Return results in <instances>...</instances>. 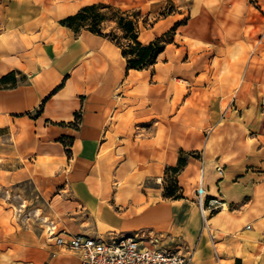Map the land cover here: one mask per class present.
<instances>
[{
    "label": "crops",
    "instance_id": "obj_1",
    "mask_svg": "<svg viewBox=\"0 0 264 264\" xmlns=\"http://www.w3.org/2000/svg\"><path fill=\"white\" fill-rule=\"evenodd\" d=\"M165 2L177 12L154 20L143 32L138 22L142 44L175 34L149 69L127 70L120 48L108 38L59 24L88 5L141 12L147 7L148 13ZM184 5L190 6L189 18L180 25ZM248 6L249 0H0V78L14 73L17 81L0 89V156H6L0 158V188L25 181L50 188L47 214L58 218L49 221L57 231L77 234L84 227L89 235H135L157 246L171 245L137 232L168 230L180 203L149 194L131 199L128 191L117 196L112 183L155 177L176 165L179 151L198 152L200 160H193L202 166L207 194L218 191L228 208L209 217L191 264H257L252 256L257 244L264 245V136L251 127L258 125L256 103L264 94V79L246 72L264 70V60L256 56L255 61L254 50L240 45L242 32L232 35L225 24L241 22ZM205 20L223 23V41L197 34L185 41L180 29ZM209 51L213 58L196 68L195 57ZM228 51L234 59L221 56ZM212 62L216 69L245 73L234 80H200ZM177 79L185 85L180 99ZM233 98L235 107H221ZM219 116L224 120L210 124ZM181 118L188 122L180 123ZM200 119L207 126L204 140L188 135L190 129L205 131ZM13 128L25 136L18 145ZM216 166L223 169L219 179ZM189 170L181 177L186 193ZM117 206L124 212H114ZM145 213L155 220L138 223ZM53 246L49 264L80 263L77 254ZM34 257L28 254L27 260ZM3 259L0 250V264ZM260 260L264 264V252Z\"/></svg>",
    "mask_w": 264,
    "mask_h": 264
},
{
    "label": "rangeland",
    "instance_id": "obj_2",
    "mask_svg": "<svg viewBox=\"0 0 264 264\" xmlns=\"http://www.w3.org/2000/svg\"><path fill=\"white\" fill-rule=\"evenodd\" d=\"M250 6L247 7L246 13L242 16L243 20L241 22H230L225 23L228 31H231L232 35L242 32V37L244 43L240 45L244 49H253L254 50V60L256 56H259L261 60H264V0L258 2V0H249ZM97 13L104 15L107 20L104 23H101L99 28L105 34H110L118 39L122 47H126L128 41L122 38L121 30L116 26L113 19L119 16L120 13H127L130 17L136 16L138 22H140V32H143V28H149L152 26L154 20L168 14L171 12H177V8L169 2L162 3L160 6L146 13L145 7L144 11L141 12L137 9H130L122 11L118 8L98 3ZM180 14L182 18L179 22L180 25L187 24L186 20L189 18V9L190 6H181ZM244 13V12H243ZM127 14L124 17H127ZM223 23H216L214 21H200L195 23L191 21L187 28L180 29L184 40L185 38L192 37L194 41V36L197 35H210L212 38H219L222 42L224 38V32L222 28ZM82 29H79L81 31ZM237 32V33H236ZM171 31L164 35L162 43L166 44L172 41ZM235 37V36H234ZM183 40V38H177V41ZM192 44L193 42L190 41ZM205 44V42H202ZM214 56L212 51L204 53V55H198L195 57L196 68L206 65V61L212 59ZM221 56L227 57L229 60L234 59L236 54L233 51H228ZM246 61L245 58L242 59V62ZM261 62V61H260ZM198 71V69H197ZM245 73V70L238 71L234 69H216V64L205 67L203 74L200 76V80H217L221 77H232L233 80L242 76ZM251 73H258L255 77L264 79V70H248L246 72V77H249ZM175 93L179 94V99L181 95L185 93V85L183 82L177 79L175 81ZM231 95V94H230ZM230 97V96H229ZM264 99V94H258L257 101V120L258 125L256 127H251L253 131L259 132L261 136H264V109L260 108V100ZM180 101V100H179ZM178 102H174V106ZM190 104V103H188ZM194 104V103H192ZM190 104V105H192ZM198 104V103H195ZM217 102L212 100L210 104L212 109H215ZM235 99L231 102L221 103V107L229 106L230 108L235 107ZM195 122L196 118L193 119ZM203 119H200V127L204 128V132H196L193 129H190L188 135L194 133L195 137H198L202 140L203 136L206 138L208 134H205L207 131V126L202 124ZM224 120L221 116L212 117L210 119V124H215ZM192 121V123L194 122ZM188 122V120L180 119V123ZM190 122V119H189ZM223 124H225L223 122ZM17 129L13 128L11 133L12 141L18 145L22 139H24L23 134L17 133ZM187 135V136H188ZM151 136V135H150ZM165 136V135H164ZM171 136H175L171 134ZM179 142L183 137L181 132L178 133ZM264 140V138H262ZM4 144L10 142V137L5 135L3 136ZM198 145V144H197ZM196 145V146H197ZM34 151H29L30 157L33 156ZM6 157V156H0ZM20 160L29 168L28 161L26 156L20 155ZM189 157L191 159H189ZM182 160V167H180L177 173H172L169 168L165 167L163 172L158 174L155 177H150L146 179H138L131 182H117L112 183L113 194L117 196L122 193V191H128L127 196L131 199L134 196L138 195H148L157 196L166 201H177L180 203L181 207L179 209V214L176 217L172 218V224L168 230L163 231H154L152 229H142L137 233L142 235V237H149L151 239H158V241L170 242L173 241L174 244H177L182 252L187 255L190 259V263L193 261L194 254L197 251V246L201 237V234L207 233L208 228L206 223L203 222L200 217L196 205L194 203V190L197 187V182L200 178L199 170L202 167L200 163L195 160H200V155L198 152H181L179 151V158ZM40 161V158H38ZM202 162V161H201ZM178 166V162L174 167ZM189 167V171L186 174V183L189 188V193H186L185 189L181 183L182 174L185 171V168ZM213 167V166H212ZM205 187V183H204ZM50 188L41 187L40 183L35 182H20L15 186L10 184L4 185L0 188V242H2V247L0 250L3 252V264H49V256L54 255V252H49L53 246L51 240L48 239L45 229L49 221L57 222L58 218L50 217L47 214V202L49 200ZM171 194L172 196H168ZM41 195L45 196V199ZM209 195H216L215 191ZM114 212L123 213L124 207L117 206L113 208ZM155 216L152 213H145L137 221L138 223H147L155 220ZM61 221V220H60ZM65 221V220H64ZM153 231V232H152ZM59 253V250L56 248V251ZM213 252V251H212ZM264 252V245L257 244L256 253L252 256L257 264L261 262V253ZM215 253V252H214ZM28 254H34V260L28 259ZM12 256V257H11Z\"/></svg>",
    "mask_w": 264,
    "mask_h": 264
},
{
    "label": "built area",
    "instance_id": "obj_3",
    "mask_svg": "<svg viewBox=\"0 0 264 264\" xmlns=\"http://www.w3.org/2000/svg\"><path fill=\"white\" fill-rule=\"evenodd\" d=\"M260 108L264 109V99L260 100ZM202 169V168H201ZM218 179L223 169L216 166ZM203 170V169H202ZM220 194L208 195L204 187L203 171L194 190V203L203 222L210 216L228 208ZM48 239L56 246L79 256V264H189L190 259L177 244L157 246L135 235H89L86 228L80 233L72 234L57 231L53 224L48 223L45 229Z\"/></svg>",
    "mask_w": 264,
    "mask_h": 264
},
{
    "label": "trees",
    "instance_id": "obj_4",
    "mask_svg": "<svg viewBox=\"0 0 264 264\" xmlns=\"http://www.w3.org/2000/svg\"><path fill=\"white\" fill-rule=\"evenodd\" d=\"M98 4L82 7L78 12L71 16H67L59 21L61 26H64L74 33H79V29L88 30L89 32L101 37L108 38L121 50V55L126 62L127 70H143L153 67L157 62L158 56L164 51L165 44L161 41L142 44L138 41V18L129 16L127 13H120L113 21L122 32V38L128 41L126 47H122L118 39L110 34H103L99 28L101 23H104L107 18L97 13ZM127 14V17L124 15ZM15 74L11 73L0 78V89L16 86ZM181 158L178 159V166L171 167L169 170L172 173H177L182 167ZM168 196H172L169 194ZM236 264H240L239 261Z\"/></svg>",
    "mask_w": 264,
    "mask_h": 264
}]
</instances>
